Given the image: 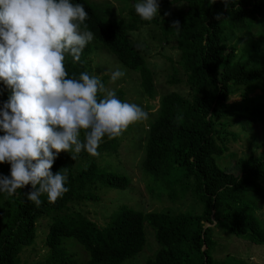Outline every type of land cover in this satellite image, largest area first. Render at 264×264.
Wrapping results in <instances>:
<instances>
[{"label": "trees", "instance_id": "1", "mask_svg": "<svg viewBox=\"0 0 264 264\" xmlns=\"http://www.w3.org/2000/svg\"><path fill=\"white\" fill-rule=\"evenodd\" d=\"M122 1H130L126 12L108 18L91 0H71L88 12L84 23L94 39L82 50L79 62L66 55V70L69 77L89 73L88 56L104 49L137 75L138 85L152 98L156 93L153 72L129 34L153 25L160 38L172 40L177 57L172 62L166 58L171 62L166 81L181 82L186 92L160 94L156 114L147 126L141 172L150 183L162 180L173 185L166 186L168 194L164 193L170 201L176 200L180 189L181 196L187 195L199 208L171 213L120 204L97 224L70 204L97 200V186L125 189L129 177L96 163L95 156L84 151L75 160L70 153L61 152L51 171L55 174L67 168L65 186L69 190L55 203H50L46 194L41 195L40 206L28 201L25 192L30 185L11 196L0 193V264H24L19 254L33 245L41 219L48 221L43 237L47 250L32 264H123L144 247L145 227L152 230L156 248L144 264H251L239 258L214 257L213 228L264 245V221L256 214L258 202H264V148L239 156L235 172L217 163L235 139L227 129L228 118L246 123L264 120V102L260 100L264 91L254 95L243 92L239 101H227L239 87L259 83L264 88V0H231L227 7L223 0L211 4L209 0H160L164 8L151 21L135 13L134 0ZM217 14L221 20L215 18ZM173 21L180 22L181 31L171 28ZM253 28L259 31L255 34ZM114 91L123 101V91ZM9 95L10 90L0 81V108ZM98 96L102 98L103 93ZM116 147L117 137L105 136L97 151L110 153ZM79 160L85 165L79 166ZM9 174L10 165L0 164V177ZM175 179L182 180L181 186L179 181L173 183ZM67 240L81 247L85 260L79 259L82 254L74 256Z\"/></svg>", "mask_w": 264, "mask_h": 264}, {"label": "clouds", "instance_id": "2", "mask_svg": "<svg viewBox=\"0 0 264 264\" xmlns=\"http://www.w3.org/2000/svg\"><path fill=\"white\" fill-rule=\"evenodd\" d=\"M223 2L227 7L231 0ZM132 7L144 21L158 15L157 0H136ZM88 15L71 0H0V81L10 90L0 108V164L10 165V174L0 177V193L11 196L30 185L28 201L40 206L46 194L55 203L69 190L67 168L51 171L59 153L73 160L82 151L98 156L105 136L116 138L148 118L140 106L106 89L100 76L69 77L66 55L79 62L94 39L84 23ZM171 28L182 30L179 21ZM124 75L117 68L110 81Z\"/></svg>", "mask_w": 264, "mask_h": 264}, {"label": "rangeland", "instance_id": "3", "mask_svg": "<svg viewBox=\"0 0 264 264\" xmlns=\"http://www.w3.org/2000/svg\"><path fill=\"white\" fill-rule=\"evenodd\" d=\"M98 6L100 14L108 18H116L124 14L130 5V1L122 0H91ZM160 0L158 12L164 8L161 7ZM134 0L132 3H135ZM253 33L259 30L251 29ZM159 30H154L153 25L141 26L138 30L130 32L129 37L136 48L144 54L147 64L153 72V83L155 94L149 98L138 85L137 75L131 70L123 66L114 55L104 49H96L88 56L89 74L98 75L103 79V84L108 90L121 89L123 91V101L135 103L148 113L146 120L137 121L131 125L117 137L116 150L110 153H99L95 156L98 164L105 165L106 168L121 172L129 177V183L125 189L109 188L105 186H97L95 193L97 200H88L74 205L73 209L80 210L86 216L102 224L110 211H113L118 205L126 204L133 209L158 211V212H180L183 210H192L196 212L199 208L194 200L187 195L181 196L182 192L178 189L176 200L170 201L164 193L168 194L166 186L174 188L173 185L165 184L162 180L150 183L146 176L141 172V161L144 153V144L147 137L148 122L152 120L156 114L158 107V98L163 92L171 90L178 91L182 94L186 92L182 83H168L166 80L171 74L168 66L177 57L176 49L172 47L173 42H166L164 38H160ZM243 35V33H242ZM256 39V37H254ZM240 43L237 44L239 50ZM170 58L171 62L166 59ZM120 68L125 75L115 82L110 81V73ZM108 73V74H105ZM178 85V86H177ZM264 91L261 84L250 88L239 87L228 96V102L239 101L241 93L247 95L260 94ZM264 94V92H263ZM264 102V96L260 99ZM227 129L235 135V139L229 142V151L227 154L219 157L217 163L228 171H236L235 160L239 156H247L249 152H259L264 148V120L258 123H246L238 118H228ZM3 135V132H0ZM92 160L88 158L87 161ZM79 166H84V160H79ZM179 181V182H178ZM182 180L175 179L173 183L181 186ZM181 183V184H180ZM152 185V189L148 187ZM256 214L264 221V202H258V210ZM48 221L41 219L37 223V231L34 243L30 247L21 250L19 256L24 264H32L41 259L46 253L47 248L43 243L44 232L47 230ZM146 241L142 250L132 259H128L123 264H144L147 256L151 255L156 248L152 230L145 227ZM214 246L212 254L219 259L231 257L232 259H242L251 264H264V245H255L243 239L234 237L228 232L223 231L219 227L213 228ZM68 249H74V256L81 260L86 259L85 252L79 245L72 240L65 242ZM70 244V245H69Z\"/></svg>", "mask_w": 264, "mask_h": 264}]
</instances>
